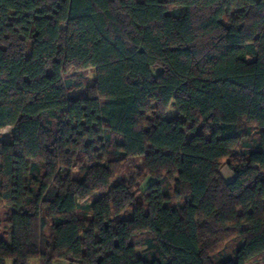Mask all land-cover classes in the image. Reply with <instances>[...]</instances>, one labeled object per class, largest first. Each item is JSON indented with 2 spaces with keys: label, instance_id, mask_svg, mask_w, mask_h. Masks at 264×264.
Wrapping results in <instances>:
<instances>
[{
  "label": "trees",
  "instance_id": "obj_1",
  "mask_svg": "<svg viewBox=\"0 0 264 264\" xmlns=\"http://www.w3.org/2000/svg\"><path fill=\"white\" fill-rule=\"evenodd\" d=\"M7 126L0 264H264V0H0Z\"/></svg>",
  "mask_w": 264,
  "mask_h": 264
},
{
  "label": "rangeland",
  "instance_id": "obj_2",
  "mask_svg": "<svg viewBox=\"0 0 264 264\" xmlns=\"http://www.w3.org/2000/svg\"><path fill=\"white\" fill-rule=\"evenodd\" d=\"M82 73V78L80 79L81 82L83 83V86H86V85H89L90 83H92L93 81V78H94V75H95V70L93 68H86L84 70H80ZM79 71H77L76 69L74 68H70L66 74V76H70L71 78H78V77H75L77 75ZM77 91H72L71 94H76ZM175 110L172 106H169L168 110H167V115H170L172 113H174ZM10 129L11 127L10 126H7L5 127L4 129L1 130V136L6 138V136L9 135L10 133ZM138 160V162L140 161L139 158H136ZM130 167V168H129ZM132 172V169H131V166L130 165H126L124 164V168L123 170L121 171V176L123 179H129L133 174H131ZM221 175L224 177L225 180H230L231 177H233V173L231 172V170L228 168L227 164H226V161L223 160L222 161V166H221ZM151 179L150 178H147L142 184H141V187H143L144 185H146L147 183H149ZM97 195V193L95 194V196ZM4 208L3 207H0V211H2ZM121 216L122 217H129L131 216V209H126L124 210V212L121 213ZM137 249H139V247H137ZM8 263H10L11 261L8 259L7 261Z\"/></svg>",
  "mask_w": 264,
  "mask_h": 264
},
{
  "label": "crops",
  "instance_id": "obj_3",
  "mask_svg": "<svg viewBox=\"0 0 264 264\" xmlns=\"http://www.w3.org/2000/svg\"><path fill=\"white\" fill-rule=\"evenodd\" d=\"M2 213H3V210L0 211V214H2ZM0 239L5 241L7 244L10 243V241H11V232H10L9 224H6V223H2L1 224V226H0ZM7 261H6V264H11V262L8 263ZM28 264H39V260L36 259V258L30 259ZM54 264H77V263H70V262L65 261V260H56L54 262Z\"/></svg>",
  "mask_w": 264,
  "mask_h": 264
}]
</instances>
